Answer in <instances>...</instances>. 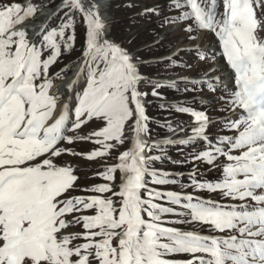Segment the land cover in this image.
I'll return each instance as SVG.
<instances>
[{
    "label": "snow or ice",
    "instance_id": "6c2138e0",
    "mask_svg": "<svg viewBox=\"0 0 264 264\" xmlns=\"http://www.w3.org/2000/svg\"><path fill=\"white\" fill-rule=\"evenodd\" d=\"M0 264H264V0H0Z\"/></svg>",
    "mask_w": 264,
    "mask_h": 264
},
{
    "label": "rangeland",
    "instance_id": "374dc122",
    "mask_svg": "<svg viewBox=\"0 0 264 264\" xmlns=\"http://www.w3.org/2000/svg\"><path fill=\"white\" fill-rule=\"evenodd\" d=\"M149 2H151V0H149ZM130 15H131L130 13H124V12L120 13L119 21H122L121 23L124 24V25H120L121 32H122V39H125V38L133 39L134 38L133 39L134 50L137 52H140L145 48L146 45L152 43V41L155 38L151 36L150 29L148 28L147 25L140 24L138 26L133 27L128 20V17ZM37 21H35L34 23H36ZM129 28H131V31H129ZM162 34L163 33H161V35ZM161 54H166V50L157 49L154 53H151V54L146 51L144 52L145 56H149V55L159 56ZM74 59L75 57H65L61 63L53 66L51 70L52 73L54 74L64 64H71ZM185 74L192 75L193 73L186 72ZM150 112L153 115H158V116L164 115L162 113H157L155 108L150 109ZM178 118L182 120L189 119V117L187 116H180ZM75 147L78 151L82 149L87 150L88 148H90V145L86 142H82L76 145ZM170 154L175 158L176 156L175 149L170 150ZM113 156H115V153H113ZM63 159L69 162L70 164H72V166L77 169V174L80 178L81 187L103 183L104 181L101 178L97 177L95 173L98 171H103V166L105 165V163L112 164L116 162L113 158H106V159L97 158L95 161H88L82 157L73 158L70 156H65ZM165 167L172 169L174 171H187V169H181L177 166L170 165V164L165 165ZM216 175H217L216 173H212L213 177H215ZM75 194H84V193L77 191Z\"/></svg>",
    "mask_w": 264,
    "mask_h": 264
},
{
    "label": "trees",
    "instance_id": "16d2710c",
    "mask_svg": "<svg viewBox=\"0 0 264 264\" xmlns=\"http://www.w3.org/2000/svg\"><path fill=\"white\" fill-rule=\"evenodd\" d=\"M121 12H116L114 17H113V21H114V31L120 36V38L122 39V32H121V28L120 25H124L119 21V16H120Z\"/></svg>",
    "mask_w": 264,
    "mask_h": 264
},
{
    "label": "bare ground",
    "instance_id": "6f19581e",
    "mask_svg": "<svg viewBox=\"0 0 264 264\" xmlns=\"http://www.w3.org/2000/svg\"><path fill=\"white\" fill-rule=\"evenodd\" d=\"M41 23H43V21L42 20H38L37 22H36V24L37 25H39V24H41ZM73 71H75V69L73 68Z\"/></svg>",
    "mask_w": 264,
    "mask_h": 264
}]
</instances>
